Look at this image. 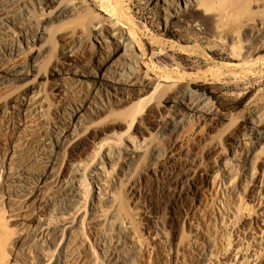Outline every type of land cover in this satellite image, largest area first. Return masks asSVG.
<instances>
[{
    "label": "rangeland",
    "instance_id": "1",
    "mask_svg": "<svg viewBox=\"0 0 264 264\" xmlns=\"http://www.w3.org/2000/svg\"><path fill=\"white\" fill-rule=\"evenodd\" d=\"M60 1L47 8L37 0H0V4L4 6L0 14H14L19 12L22 5L29 6V9L32 5L35 20L45 21ZM67 1L70 2L68 4L77 6L76 8L87 4L88 7H84L89 9L85 8L83 12L79 10L82 16L48 25L47 34L43 36L42 42L36 44V48L45 44L50 52L37 66L36 72L11 86L0 85V228L4 231L0 229V234L6 237L0 236V240L7 244H4L6 249L0 246V250H3L0 251V264H27L30 261L35 262L33 264H45L46 262L36 260L47 246L50 247L46 244L50 233L45 229L47 226L42 225L59 220L61 215L55 213L66 208V193L71 181L77 178L71 172L73 165L81 164L88 168L90 164L104 160V151L117 149L125 152V149L134 148L137 143L143 148V152L137 164L122 178L124 186L117 187L116 183L121 164H118V170L107 173L108 176L104 178V183L108 181L105 183L106 191L114 194L118 206V216L112 217L111 212L101 213V224L95 235L97 242L106 244L108 257L103 260L100 249H90L95 241L89 230H84L83 240L73 247L66 260L63 259L64 262L62 260L60 264H90L93 258H97L101 264H115L118 255L123 251L125 254L130 253L131 241L138 239L134 264H202L198 255L200 256L206 244L207 248L211 246L209 256H213L208 257L206 264H264V237L259 238L260 230H264V185L262 187L260 183L264 181V149L261 150L262 155H257L247 168V176L243 177L242 169L236 166L242 162L233 161L236 158L231 147L233 139L242 136L246 132V126L252 121L264 123V50L246 61L239 60L240 57L236 58L238 60L227 59L230 54L232 56V49L242 44L241 23L243 25L249 18L263 21L264 0H220V3L211 4L210 15L216 17L222 32L226 34L221 32L224 36L207 25L205 6V12L194 8L189 17L177 16L167 30L159 26L144 5L145 0ZM109 17L117 22L118 31L131 34L137 55L142 59L139 74L150 79L156 87L155 91L152 89L144 95H148V98L152 95L142 104L147 111L139 117L137 130L129 129L124 123H127V117L133 114V110L141 107L133 108L138 99L120 104L116 98H112L111 103L115 104H111L101 94L100 98L106 107L97 99V105L103 111L96 115L89 112V118L86 117L87 129L85 134L84 131L81 133L84 134L86 144L84 150L73 151L71 147L57 150L59 160L54 167L53 176L45 179L38 195L26 206L11 205L7 199L8 174L23 167L36 141L49 137L54 127L59 126L58 115L68 113L64 102L59 98L65 97L62 91H65L66 102L77 104L80 96H84L85 84L89 88L93 84L84 78L74 77L71 81L64 82L66 88L60 86V90H55L52 74L56 72L53 71H58L61 67L80 72L90 71L98 50L97 43L92 40L90 24L96 22V19ZM75 29L87 32L88 39L85 48L80 50L74 61L64 64L62 50L67 49L72 41L62 37ZM21 47L24 48V45ZM238 50L243 49L240 47ZM28 51L25 47V53L20 57H7L9 61L2 69L6 71L7 68L23 67L28 60ZM3 75L4 73H0V83ZM77 79L81 82H74ZM59 83L62 85L63 81ZM189 87L195 92V96L206 98V103L209 104L207 109H214L221 120L216 127L211 122V127L207 129L202 123H199V127L192 125L196 131H192L191 126L187 127L179 137V142L174 143V149H170L171 140L162 141L158 131L164 120L171 117L172 104L163 100L173 98ZM28 88H33L38 100L43 101L40 115L45 119L38 120L37 115L33 123L22 122L23 126H19L16 110L11 105L17 108L21 103L19 97L22 91ZM111 93L121 101L122 94L114 91ZM257 109L259 112L256 114L254 112ZM92 110L94 113L97 111L95 107ZM113 135L120 139L115 148L114 145H107L111 147L109 149L105 145L97 153L95 145L98 147V143H104L108 136ZM108 139L113 141L112 137ZM242 139H245L249 147L247 138ZM21 145H25V149H20ZM155 145L159 147V153L155 155L159 157L157 159H153V154H150L153 150L149 149L150 146L155 148ZM190 149L197 153V165L184 167L178 159L185 158ZM241 157L242 153L237 159L242 160ZM151 160L156 163L150 166ZM167 172L184 175L187 181L178 196L174 187L167 188L164 174ZM96 190V187L91 186L90 193L85 198L89 196L90 199L92 191ZM103 205L101 206L105 207ZM86 207L82 211L86 212L88 209L86 213H89L88 205ZM120 226L124 228V232L119 231ZM126 235L129 239H126ZM59 249L60 246L52 248L54 261L59 257ZM252 251L258 255V259L251 257Z\"/></svg>",
    "mask_w": 264,
    "mask_h": 264
},
{
    "label": "bare ground",
    "instance_id": "2",
    "mask_svg": "<svg viewBox=\"0 0 264 264\" xmlns=\"http://www.w3.org/2000/svg\"><path fill=\"white\" fill-rule=\"evenodd\" d=\"M59 1L60 0H37L40 5H44L47 8H49L51 5L57 4ZM65 1L67 0H61L60 4H58V6L54 9L51 16H49V18L45 21L37 22L35 20V16H33L31 11V8L33 9L32 5H30V9L29 6L27 7L25 5H22L19 8V12H16L14 14L10 12L0 14V73H4V75L2 76V82L0 83L1 86L5 84L11 86L18 80H22L25 79V77L32 76V74L36 72L37 66L43 60H45L50 52V50H48L47 48L48 46H46L45 44L44 45L46 47L43 45L44 47L42 46L40 48H36V44L42 42L43 36L47 34L48 25H53L57 22L62 23L63 20L69 19L71 17H78L79 15L82 16V12L84 11L83 9L86 8L84 6H86L87 4H85L84 6L81 5L79 8H76L77 6L74 7L72 3L71 5L68 4L70 3L69 1ZM219 1L220 0H145L144 5L151 12L156 21H158L159 26L162 27V29L167 30H169L171 22L176 19L177 16L186 18L187 16L189 17L190 11H192L194 8H196V11L205 12V8L207 7V14H204L205 17L207 16V25L212 28L214 32L221 33L222 29L220 23H217V19H215L216 17L210 15V12L212 11V6L210 7V5L217 4ZM255 2H257V0ZM0 7H2L0 8V12H3L4 6L0 4ZM86 9L88 10L89 8ZM41 10L43 11V8H41ZM79 10H81L82 12H79ZM116 27H118L117 22H114V19H112L111 17L105 18L103 20L96 19V22L92 23V25L90 24V28L92 30V40L98 45V50L93 59L94 66L92 69H90V71L88 70L87 72H80L73 68L66 70L61 67L58 71H53L56 73H51L54 77L53 85L56 86L55 90H60V86L66 88L65 83L67 81H71V79H74V77L84 78L87 81H92L93 84L90 88L88 87V84H85L86 88H84V96H80V100L77 104L73 102H66L65 91H62L64 92L65 97L59 98H61L64 102V108L66 109V111H68V113L66 112L62 115H58L57 112L55 113L56 115H58L59 126L54 127V131L49 137H45L36 141V144L34 145L35 147L29 152L28 161L24 165H22V168L8 174L6 185V187L8 188L7 199L8 202L11 203V205L15 207L26 206L27 204H29L30 200L38 195L39 189L42 188L41 185L44 184L45 179H49L53 176L54 167L55 165H57V161L59 160L57 158V150H63L66 147H71L73 151L81 149L84 150L86 144L83 140V135L85 134V130L87 129L86 126L88 122L87 118H89V112L92 115H96L99 114V112L103 111L102 107H98L97 99L100 100L104 108L106 107L105 103L100 98V96H102L101 94L105 95L106 100L109 103H111L112 98H116L120 104L126 103L128 102V100L131 101V99L137 98L138 100L133 108L135 109V106L137 108L139 106L141 107L133 110V114L127 117V119L129 118L128 120L126 119L127 123H124L129 127V129L137 130V123L140 122L139 117H141L143 114H145V111H147L145 110L146 108H144L145 106L142 107V104L146 101V99H150L152 97V95L150 96V98H148V95V97H144V95L149 93L152 89H154L155 91L156 87H154V83L150 81V79L140 76L139 74L141 64L140 60L142 59H140V57L137 55L136 45L133 40H131V34L129 32H120ZM240 27H242V29L240 28L242 30V44L241 46H239V44L236 46L235 43L237 44V42H239L237 39V42L233 43V45L236 47L234 48V50L232 49V56H230V54L227 59L238 60L236 58L240 57L239 60L246 61L250 60L257 52L264 50V19L263 21L259 22V20L255 21L254 19L250 20L249 18V20L243 23V25L241 23ZM118 29L120 30V28ZM237 31H239V29ZM237 31H234V33H236ZM218 37L221 38L222 36ZM62 38L72 41L69 47L66 46L68 47L67 49L62 50V60L65 64V62L69 63V61H74L73 59L76 58V55L79 54L80 50H83L85 48V43L88 39V33L85 31H81L80 29H75L64 34ZM21 45H24V48L21 47ZM233 45H231V47H233ZM25 47H27L29 50L28 60H26L25 65L23 67H12L10 69L7 68L6 71H4V69H2V66H5V63L9 61L7 57H20L21 54L25 53ZM240 47L243 49L242 51L238 50ZM222 53L225 54L224 50H222ZM55 77H57L58 79ZM61 80L63 81L62 85L59 83V81ZM74 82H81V80L77 79ZM111 91L122 94L121 101H119V98L115 97V95L111 93ZM194 94L195 92H193L189 87L188 89H185V91L179 94L177 93L175 97L163 100L166 103L172 104L171 117L167 116L168 119H163L164 122H161L162 125L159 127L158 131L159 137L162 139V141L167 140L168 142L169 140H171V143H169L172 144L170 149H174V143L179 142V137H181L183 131L187 127L191 126L193 131L195 129V126L199 127V123H202L204 125H201L207 129V127H211L209 125L211 122L213 123L214 127H216L221 120V117L218 115L219 113H216L214 109H207V105L209 104L206 103V98L203 99L202 97L200 98L198 96H195ZM19 99L21 103L17 108L11 105V108L16 110L15 114L17 116L19 126H23L21 124L22 122L24 124L33 123L34 118L37 115L39 116L38 120L45 119L43 115H40L42 113L41 109L43 101L38 100L36 91H34L33 88H28L22 91ZM111 104L115 103L112 102ZM92 107H95L97 109L95 113L93 112ZM256 111L254 113L257 114L259 110L257 112ZM260 117L262 118V116ZM257 118L259 120L258 115ZM262 119L264 120V118ZM193 124L195 126H192ZM129 129L128 131H131ZM245 129L246 132L242 134V136L240 135L235 137L233 139L234 142L231 145L234 156L236 158L233 161L242 162L241 165L236 166L242 169L241 173L243 177L247 176V168H249V166L253 163L255 157H257V155L261 153V150L264 149L262 147L264 145V123H260L259 121H252L250 125L246 126ZM90 130L92 131V128ZM83 131L84 134H81ZM108 137H112L113 141H109ZM108 137L106 138L104 143H98V147L97 145H95V147L98 148L97 153L101 152L102 148L105 145H114L115 148V146L117 145L116 142L120 140L114 135ZM242 137L247 138L250 144L249 147L247 142H245V139H242ZM24 147L25 145H21L20 149H25ZM106 148L110 149L111 147L107 146ZM150 148H152L153 150V153H150L153 154V159H157L158 156L155 155L159 153V147L156 146L155 148H153L150 146L149 149ZM142 149L143 148H140L138 143L137 145H134V148L125 149V152H121V150L119 151L117 149H110L109 151H104V160H101L100 163H92L88 166V168L84 167L81 164L73 165L74 167L71 172H73L72 174L77 178L71 181V185L69 186L68 192L66 193V208H62V210H60L58 213H55L61 215L59 220L52 223L46 221L49 224L47 223L43 224L44 226L42 225V227L47 226V228L45 229L49 232L46 230L45 231L50 233V237L48 239V242L46 243L49 244L50 247L46 245L47 248L44 249L40 253V255L36 257V260H38L37 262L41 261L46 262L47 264H60L63 259L66 260L67 255L72 252L73 247L81 242V239L83 240V234L86 230H89V233L93 236V239L95 241V244L93 246H90V249H92V251L93 249H96V247L100 249L103 260L108 257L109 251L107 250L106 244L97 242V238H95V235L97 234V227L101 224V213L111 212V214H109L112 215V217H115L118 214V206L115 202L114 194L107 193L105 188L107 184L105 183H107L108 181L104 183V178L105 176H108L109 173L115 171L119 166L118 164H121L120 168H118L120 173L116 175L117 187H121L123 185L122 178L124 177L125 173L131 171V169L137 164L141 157V153L143 152ZM240 153H242L243 156L241 157L242 160L237 159V157H240ZM195 157H197V153L193 149H190L189 153H186L185 158L180 157L178 160L184 167L196 166L197 159ZM86 159L89 158L86 157ZM152 161L153 160L150 161V166L156 163ZM218 171L220 172L221 170ZM224 171L227 172L226 169H224ZM116 173L118 172L116 171ZM164 174L166 175L165 180L167 188L174 187L177 190L178 196V193L183 190V188L185 187L184 185L187 182L184 178V175L176 172H167ZM223 176L226 177L225 175ZM260 183L263 187L264 181L262 180V182ZM84 185L86 187H83ZM91 186L96 187L97 190L92 191L90 199H88L89 196L85 198V195H87ZM102 204H104L103 206L105 207H102ZM87 205L89 208V213H86L88 209H86V212L82 211ZM103 208H106V210L103 211ZM81 213H83L84 215H81ZM85 223L88 224L89 227L88 225L86 226ZM255 223H257V221H255ZM260 223H262V220L260 221ZM121 226L119 231L124 232V228ZM121 228L123 230H121ZM260 233L261 236H259V238H263L264 230H260ZM0 236L3 235L0 234ZM3 237L6 239L5 236ZM4 238L3 240H5ZM0 239L2 240V237H0ZM126 239H129L127 235ZM1 240L0 246H2L3 249H6V247H4L5 243L3 241L1 242ZM1 243H3V245H1ZM56 246H60V258L58 257V259L54 261L51 251L52 248H55ZM138 246L139 239L132 240L131 251H129L130 253L125 254L124 251V253H120L115 264H134L135 252ZM81 247H83V245H81ZM209 247L211 249V246H208L207 248L206 244V247L203 249L200 256L198 255L200 263L202 264H206L208 262V257H213L211 255L209 256V253L211 252L209 251ZM0 251L3 252V250ZM93 255H95V251ZM3 256L5 257L6 254ZM257 256L258 255L254 251L251 252V257L253 259H256ZM33 263L35 262L30 261L27 264ZM90 264L101 263L97 258H93V260L90 261Z\"/></svg>",
    "mask_w": 264,
    "mask_h": 264
}]
</instances>
